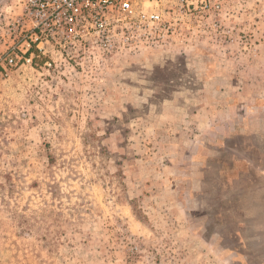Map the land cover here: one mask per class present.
Segmentation results:
<instances>
[{
  "label": "rangeland",
  "instance_id": "1",
  "mask_svg": "<svg viewBox=\"0 0 264 264\" xmlns=\"http://www.w3.org/2000/svg\"><path fill=\"white\" fill-rule=\"evenodd\" d=\"M212 1L0 80V264H264V0Z\"/></svg>",
  "mask_w": 264,
  "mask_h": 264
},
{
  "label": "built area",
  "instance_id": "2",
  "mask_svg": "<svg viewBox=\"0 0 264 264\" xmlns=\"http://www.w3.org/2000/svg\"><path fill=\"white\" fill-rule=\"evenodd\" d=\"M212 0H13L0 10V80L36 58L51 68L79 50L139 48L164 37L177 14ZM216 4V3H214ZM218 7V5H216ZM75 53V54H74Z\"/></svg>",
  "mask_w": 264,
  "mask_h": 264
}]
</instances>
